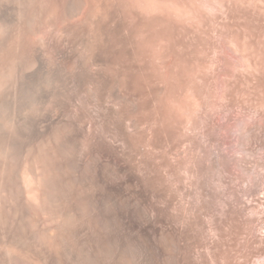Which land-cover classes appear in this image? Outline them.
I'll return each mask as SVG.
<instances>
[{"label":"rangeland","instance_id":"obj_1","mask_svg":"<svg viewBox=\"0 0 264 264\" xmlns=\"http://www.w3.org/2000/svg\"><path fill=\"white\" fill-rule=\"evenodd\" d=\"M229 247L264 264V0H0V264Z\"/></svg>","mask_w":264,"mask_h":264},{"label":"bare ground","instance_id":"obj_2","mask_svg":"<svg viewBox=\"0 0 264 264\" xmlns=\"http://www.w3.org/2000/svg\"><path fill=\"white\" fill-rule=\"evenodd\" d=\"M113 94H114V97H118L117 95H116V93L115 92H113ZM230 248V247H229ZM232 248H230L229 250H228V255H229V259H230V261L228 262V264H236V263H232V261H231V259H235V260H237V253H232Z\"/></svg>","mask_w":264,"mask_h":264}]
</instances>
